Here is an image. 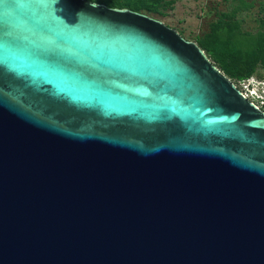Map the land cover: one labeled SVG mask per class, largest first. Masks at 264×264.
Instances as JSON below:
<instances>
[{"label":"water","instance_id":"1","mask_svg":"<svg viewBox=\"0 0 264 264\" xmlns=\"http://www.w3.org/2000/svg\"><path fill=\"white\" fill-rule=\"evenodd\" d=\"M0 264H264V111L151 15L0 0Z\"/></svg>","mask_w":264,"mask_h":264},{"label":"trees","instance_id":"2","mask_svg":"<svg viewBox=\"0 0 264 264\" xmlns=\"http://www.w3.org/2000/svg\"><path fill=\"white\" fill-rule=\"evenodd\" d=\"M111 7H127L135 11L158 14L159 5L170 0H92ZM231 10L217 11L209 30L196 43L207 57L235 84L248 78L257 67L264 68V34L241 32L235 20L238 8L247 7L246 0H236ZM264 24V22L262 23ZM261 78V77H259Z\"/></svg>","mask_w":264,"mask_h":264},{"label":"rangeland","instance_id":"3","mask_svg":"<svg viewBox=\"0 0 264 264\" xmlns=\"http://www.w3.org/2000/svg\"><path fill=\"white\" fill-rule=\"evenodd\" d=\"M246 1L249 5L238 8L235 16L239 29L250 34H264V0ZM236 4V0H170L169 3L158 6V14L139 12L163 21L184 38L196 42L207 33L209 24L216 19L217 11L231 10ZM237 86L264 111V68L257 67L248 78L238 82Z\"/></svg>","mask_w":264,"mask_h":264},{"label":"built area","instance_id":"4","mask_svg":"<svg viewBox=\"0 0 264 264\" xmlns=\"http://www.w3.org/2000/svg\"><path fill=\"white\" fill-rule=\"evenodd\" d=\"M237 85V84H236ZM241 90V89H240ZM245 90V89H244ZM241 92L246 96V93L243 91V90H241ZM247 97V96H246Z\"/></svg>","mask_w":264,"mask_h":264}]
</instances>
